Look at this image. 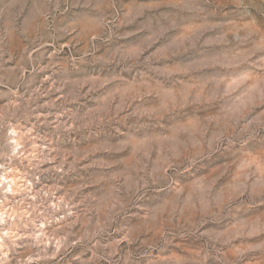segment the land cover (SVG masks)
<instances>
[{
  "label": "rangeland",
  "instance_id": "rangeland-1",
  "mask_svg": "<svg viewBox=\"0 0 264 264\" xmlns=\"http://www.w3.org/2000/svg\"><path fill=\"white\" fill-rule=\"evenodd\" d=\"M0 264H264V0H0Z\"/></svg>",
  "mask_w": 264,
  "mask_h": 264
}]
</instances>
